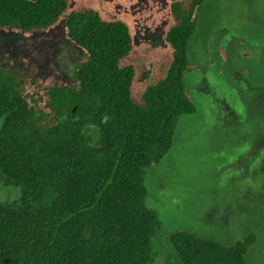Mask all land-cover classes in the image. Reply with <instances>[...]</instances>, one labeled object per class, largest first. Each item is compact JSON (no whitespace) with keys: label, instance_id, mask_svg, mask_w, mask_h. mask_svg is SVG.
Listing matches in <instances>:
<instances>
[{"label":"trees","instance_id":"trees-1","mask_svg":"<svg viewBox=\"0 0 264 264\" xmlns=\"http://www.w3.org/2000/svg\"><path fill=\"white\" fill-rule=\"evenodd\" d=\"M172 59L137 101L126 22L68 0H0V28L45 30L64 18L85 57L75 86H51L43 113L20 92L19 72L0 66V264H151L162 222L146 204V169L168 152L179 118L195 112L184 84L187 44L205 0H166ZM48 116V117H47ZM109 119L103 122L104 117ZM248 236L230 245L180 229L169 237L180 264H248ZM172 256V254L170 255Z\"/></svg>","mask_w":264,"mask_h":264},{"label":"rangeland","instance_id":"rangeland-1","mask_svg":"<svg viewBox=\"0 0 264 264\" xmlns=\"http://www.w3.org/2000/svg\"><path fill=\"white\" fill-rule=\"evenodd\" d=\"M68 8L126 22L132 50L120 66L134 68V99L165 75L166 0H68ZM187 54L184 84L195 112L179 118L168 152L144 178L146 204L162 222L151 264H180L169 243L180 229L222 245L251 236L247 263L264 264V0H205ZM84 57L67 39L64 18L45 30L0 28V66L19 72L20 92L43 113L48 88L75 86ZM18 196L0 184V201Z\"/></svg>","mask_w":264,"mask_h":264},{"label":"clouds","instance_id":"clouds-1","mask_svg":"<svg viewBox=\"0 0 264 264\" xmlns=\"http://www.w3.org/2000/svg\"><path fill=\"white\" fill-rule=\"evenodd\" d=\"M108 119H109V118H108L107 116H105L103 122L106 123Z\"/></svg>","mask_w":264,"mask_h":264}]
</instances>
